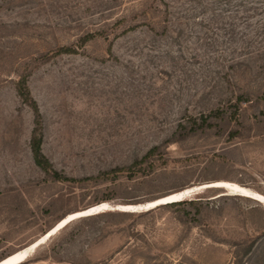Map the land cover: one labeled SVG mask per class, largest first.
Instances as JSON below:
<instances>
[{
	"label": "rangeland",
	"instance_id": "1",
	"mask_svg": "<svg viewBox=\"0 0 264 264\" xmlns=\"http://www.w3.org/2000/svg\"><path fill=\"white\" fill-rule=\"evenodd\" d=\"M164 1L169 17L158 0H0V260L103 204L110 210L69 223L27 264H118L131 255L137 264H264V204L223 189L183 200L197 208L104 215L219 182L264 198V59L234 69L190 60L204 55L199 29L179 31L182 17L200 12L199 0ZM154 3L162 12L153 13ZM124 17L152 28L121 35L114 22ZM96 32L107 39L77 46ZM72 46L76 54H55ZM20 76L42 116V152L62 181L33 162V115L14 90ZM240 92L249 102L238 126L176 140L187 117L228 111ZM231 129L239 136L230 138Z\"/></svg>",
	"mask_w": 264,
	"mask_h": 264
},
{
	"label": "trees",
	"instance_id": "2",
	"mask_svg": "<svg viewBox=\"0 0 264 264\" xmlns=\"http://www.w3.org/2000/svg\"><path fill=\"white\" fill-rule=\"evenodd\" d=\"M158 2L164 6V13L167 17H169V15L172 13L170 5L164 0H158ZM154 4L155 9L153 13L162 12L160 10L161 5L159 6L158 3ZM197 4L201 6L200 12L197 14L200 17H198L196 14L191 17H182L181 19H183L184 24L180 25L181 29L179 31L180 35L185 33L184 30L188 31L190 34H193L197 29H199V31L195 32V34L198 36V43H202L201 47L204 50L205 56L202 54L203 58H200L197 56V53L194 52L193 55H191L190 60H194L195 62H200L201 59L204 62L209 60L214 62L218 67H224L225 65H228V67L234 69V67L242 66L248 68V65L251 63L264 59V54L254 56L261 48L264 49V19H262L264 16V0H211L210 2L208 0H199ZM141 6L144 7V4ZM148 8L149 7L144 8L146 12L149 10ZM193 10L194 9H190V12L192 11L191 14L194 12ZM199 20V23H194L198 22ZM125 21L126 17L114 22L115 27H119L123 24L121 35H127L128 33L135 32L142 26H148L149 28H152L151 25L145 23L124 24ZM167 30L168 27H163L164 33H166ZM98 37L107 39V36L102 33H89L79 38L77 46L83 48V46H85L87 43L96 41ZM77 46L61 47L55 52V54H76ZM222 48H224V50ZM200 50L202 49L200 48ZM167 56L169 55L167 54ZM14 90L20 101L31 110L33 115L34 128L31 132L29 148L34 164L42 172L52 177L54 180L62 181L64 178L52 169L51 163L47 160L42 152V116L36 101L30 94L26 76L19 77V79L14 84ZM248 97V93L240 92L235 98L236 103L231 105V109L228 111L224 109H211L207 114L201 113L197 117H187V122L185 124L180 123L178 125L177 132H179L181 135L178 134L179 138L176 140L209 131H214L216 134H224L226 132V126L231 124V122L238 126L240 124V105L242 103H248ZM227 133L230 138L238 137L240 134L238 131H234L232 129L227 131ZM156 150L157 147L151 148L140 161L135 163V165L137 163L140 164L145 162L147 160L146 158L153 155ZM180 205H190L194 208L198 207V204L193 201H182L166 206L175 207ZM128 214L132 213L117 212V214L108 213L104 215L126 216ZM98 215H100V213L96 216ZM186 217H188V214H185V218ZM192 221H194V218L178 219V223L182 225H187V223ZM251 247L252 244L247 247V251L250 252ZM134 251L135 250H133V252ZM129 258V260L121 261L118 264H137L135 263V259L137 257L134 258V256L131 255ZM27 263H29V261H25L21 264ZM141 264L149 263L146 262Z\"/></svg>",
	"mask_w": 264,
	"mask_h": 264
},
{
	"label": "bare ground",
	"instance_id": "3",
	"mask_svg": "<svg viewBox=\"0 0 264 264\" xmlns=\"http://www.w3.org/2000/svg\"><path fill=\"white\" fill-rule=\"evenodd\" d=\"M206 186H212V187H219V188H222L223 190H225L226 192H229V194H240V195H243L242 197H251L250 199H257V201H260L262 204H264V198H262V197H260V196H258L257 194H255V193H253L252 191H250V190H248V189H246V188H243V187H241V186H238V185H234V184H231V183H225V182H219V183H215V184H208V185H204V186H200V187H206ZM191 189H193V188H186V189H184V190H182V191H180V192H174V193H171V194H169V195H166V196H164V197H162V198H159V199H156V200H154V201H150V203L149 202H147V203H145V204H143V205H146V204H154V203H158L160 200H171V199H175V198H178V197H181L179 200L180 201H182V200H184V199H187V198H189L190 197V195L192 194V192H193V190L191 191ZM191 192V193H190ZM178 200V201H179ZM256 201V202H257ZM259 203V202H258ZM117 206V205H116ZM124 207L125 209L126 208H133V207H137V206H142V205H118V207ZM109 208V209H108ZM108 208H106V205H103V204H101V205H97V206H95V207H91V208H89V209H86V210H84V211H80V212H77V213H72L71 215H69V216H80V215H86V214H96V213H101V212H105V211H107V210H110V207H109V205H108ZM101 209V210H100ZM96 210H98L97 212H96ZM69 216H67V217H69ZM67 217H65V218H67ZM64 218V219H65ZM63 220V219H62ZM76 220V219H75ZM60 222V221H59ZM58 222V223H59ZM58 223H56V225L58 224ZM55 225V226H56ZM54 226V227H55ZM53 227V228H54ZM53 228H51V229H53ZM50 229V230H51ZM50 230H48L45 234H47ZM44 234V235H45ZM44 235H42L38 240H40V239H42V243L45 241V239L46 238H44L43 236ZM37 240V241H38ZM37 241H35V242H37ZM34 242V243H35ZM33 243V244H34ZM32 244H30L29 246H31ZM29 246L28 247H26V248H24V249H22V250H20V251H17V252H14L13 254H11V255H9V256H7L6 258H4V259H2V260H0V264H3L4 262H6V261H9V260H13V259H16V258H18L21 254H23L25 251H26V249L27 248H29ZM40 247V246H39Z\"/></svg>",
	"mask_w": 264,
	"mask_h": 264
},
{
	"label": "water",
	"instance_id": "4",
	"mask_svg": "<svg viewBox=\"0 0 264 264\" xmlns=\"http://www.w3.org/2000/svg\"><path fill=\"white\" fill-rule=\"evenodd\" d=\"M205 185H207V184H205ZM210 188L222 189V188H219V187L206 186V187H199L197 189L194 188V189H191V191L193 190V192H195V191L200 190V189H210ZM240 196H243V195H240ZM180 198L181 197H178V198H175V199H171V200H160L158 203L146 204V205L137 206V207H133V208H126V209L124 207H121V206L120 207L115 206V207L112 208L111 211L112 212H120V213H132V214L148 212L150 210L156 209V208L161 207V206H166V205H169V204H172V203L182 202L183 200L180 201L179 200ZM247 198H251V197H247ZM254 200L257 201V199H254ZM257 202H260V201H257ZM97 211L98 210H96V212ZM97 214H99V213H96V214H91L90 213V214L80 215V216H78V215L77 216L76 215L75 216H69V217H67V218H65L63 220H60V222L53 229H51L47 234H45L43 237L46 238L45 241H47L49 238H51L57 232H59L60 230L65 228L69 223L73 222L75 219L90 217V216L97 215ZM42 239L38 240L37 242H35L31 246H29V248H27L26 251L23 254H21L18 258L6 261L3 264H21V263H24L25 261H27L31 257V255L35 252V250L40 245H42L45 242L44 241L42 243L41 242Z\"/></svg>",
	"mask_w": 264,
	"mask_h": 264
}]
</instances>
